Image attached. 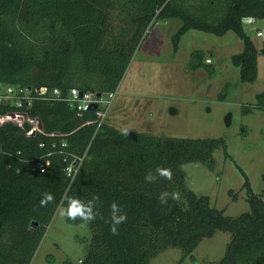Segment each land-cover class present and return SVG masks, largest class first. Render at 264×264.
Wrapping results in <instances>:
<instances>
[{
    "label": "trees",
    "instance_id": "obj_1",
    "mask_svg": "<svg viewBox=\"0 0 264 264\" xmlns=\"http://www.w3.org/2000/svg\"><path fill=\"white\" fill-rule=\"evenodd\" d=\"M115 3L128 11L131 22L128 32L111 35L109 12ZM247 15L263 18L264 0H0V84L114 91L149 29L172 17L182 19L173 35L175 51L191 28L236 31L244 49L232 60L241 79L253 82L264 44L259 49L246 31L242 18ZM205 59L202 50L191 52L194 69L209 66ZM258 96L264 108V91ZM14 108L0 105L1 111ZM25 109L41 119L44 132L27 135L29 124L0 126V264H30L58 207H66L68 198L86 203L93 195L99 196L95 211L100 215L86 224V254L60 264H149L169 247H180L183 258L194 257L200 241L219 229L229 231L231 241L219 261L205 264H264V193L253 190L246 174L250 208L237 216L225 214L208 195H198L186 184L182 164L198 161L215 168L214 151L225 145L224 138L134 129L125 136L107 121L99 128L84 124L96 118L95 109L79 115L63 100L36 97ZM85 150L70 182L65 155ZM38 161L44 170L32 168ZM157 167L170 168L172 180L146 182L145 175L155 174ZM262 176L264 180V172ZM46 192L54 201L41 207ZM162 192H179L181 199L169 196L162 204ZM113 202L127 215L117 226L118 235L110 231Z\"/></svg>",
    "mask_w": 264,
    "mask_h": 264
},
{
    "label": "rangeland",
    "instance_id": "obj_2",
    "mask_svg": "<svg viewBox=\"0 0 264 264\" xmlns=\"http://www.w3.org/2000/svg\"><path fill=\"white\" fill-rule=\"evenodd\" d=\"M111 35L128 32L131 22L120 4L110 10ZM258 24L264 27V19ZM182 25L179 17L158 20L136 49L119 84L106 121L120 129L148 131L177 137L224 138L214 151L215 168L198 161L185 162L187 186L198 195H208L211 205L237 216L249 210L246 176L253 190L264 193V55H258V76L243 81L234 54L244 41L234 30L224 34L191 28L174 50L173 35ZM246 31L260 49L263 44L251 26ZM200 49L212 63L194 69L191 52ZM246 174V176H245ZM236 196V197H235ZM56 210L30 264H60L65 258L79 260L86 254L90 231L84 222L75 224ZM232 234L217 230L204 237L183 258L180 247H169L149 264H205L219 261Z\"/></svg>",
    "mask_w": 264,
    "mask_h": 264
},
{
    "label": "built area",
    "instance_id": "obj_3",
    "mask_svg": "<svg viewBox=\"0 0 264 264\" xmlns=\"http://www.w3.org/2000/svg\"><path fill=\"white\" fill-rule=\"evenodd\" d=\"M263 19L264 17L258 18L253 15H247L242 18L244 26H251L262 44H264V27L260 26L258 21ZM206 62H211V58H206ZM117 91L118 89L108 92H98L92 89L81 90L78 87H71L65 90L57 86L49 87L47 85H39L33 88L32 86L0 84V105L15 106L12 110H0V126L6 123H13L24 128L26 124H29L30 127L26 130L27 135L44 132L41 119L37 116H31L25 109V106L30 107L33 99L37 97L66 101L76 109L79 115H82L88 109L94 108L96 118L86 120L84 124L96 123L97 128H99L106 121L108 111ZM87 152L88 150H85L83 154L70 152L65 155V171L70 177V182L74 180L82 162L87 156ZM32 168L44 170V162L38 161L32 165Z\"/></svg>",
    "mask_w": 264,
    "mask_h": 264
},
{
    "label": "clouds",
    "instance_id": "obj_4",
    "mask_svg": "<svg viewBox=\"0 0 264 264\" xmlns=\"http://www.w3.org/2000/svg\"><path fill=\"white\" fill-rule=\"evenodd\" d=\"M123 135L127 136L129 130L125 127L121 129ZM172 170L170 168L157 167L155 174L149 171L145 175V181L148 183H154L158 178H164L169 181L172 180ZM171 196L173 200L179 201L181 199V194L179 192H162L159 196V199L162 204L167 203L168 197ZM54 201V196L51 193H44L42 199L40 200V206L46 207L49 203ZM99 202V196L93 195V197L88 200L86 203L78 198H68L67 206L59 208V215L66 217L69 220L76 221L81 220L85 224L91 223L94 221L99 214L98 211H95ZM127 215L123 213V210L113 202L111 204V228L110 231L113 235H118L117 226L121 223L126 222Z\"/></svg>",
    "mask_w": 264,
    "mask_h": 264
},
{
    "label": "crops",
    "instance_id": "obj_5",
    "mask_svg": "<svg viewBox=\"0 0 264 264\" xmlns=\"http://www.w3.org/2000/svg\"><path fill=\"white\" fill-rule=\"evenodd\" d=\"M206 58H207V57H206ZM205 61H206V59H205ZM210 63H212V61H211Z\"/></svg>",
    "mask_w": 264,
    "mask_h": 264
},
{
    "label": "water",
    "instance_id": "obj_6",
    "mask_svg": "<svg viewBox=\"0 0 264 264\" xmlns=\"http://www.w3.org/2000/svg\"><path fill=\"white\" fill-rule=\"evenodd\" d=\"M95 106V105H94ZM35 224H37V222H34Z\"/></svg>",
    "mask_w": 264,
    "mask_h": 264
}]
</instances>
